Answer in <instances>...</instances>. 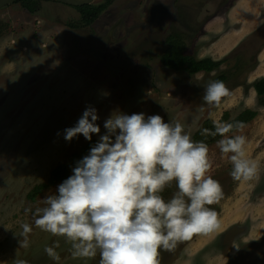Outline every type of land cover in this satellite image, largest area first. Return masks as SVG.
Returning a JSON list of instances; mask_svg holds the SVG:
<instances>
[{
  "label": "rangeland",
  "instance_id": "rangeland-1",
  "mask_svg": "<svg viewBox=\"0 0 264 264\" xmlns=\"http://www.w3.org/2000/svg\"><path fill=\"white\" fill-rule=\"evenodd\" d=\"M259 1L244 2L240 14L253 18ZM234 2L115 0L92 25L78 29L68 25L81 19L79 11L60 1L44 2L36 14L15 3L0 9V20L8 24L0 37V264H14L17 258L26 264H99V253L92 259L73 258L64 237L35 226V209L43 207L44 198L64 180L46 189L36 202L27 198L54 168L68 165L74 153L99 140L96 134L92 141L83 135L71 142L64 139V130L75 126L88 106L97 110L101 134L104 121L120 110L178 121L191 137L204 120L220 121L225 111L232 117L244 109L256 111L257 117L232 136L246 137V154L260 165L258 178L235 181L228 157L217 143L209 146V175L223 189L222 199L210 206L220 228L195 234L174 250L160 249L158 260L159 264H264V98L256 94L249 76L260 63L257 52L262 42L254 44L249 54L237 50L226 56L229 60L209 74L190 75L160 62L165 39L173 31L187 30L189 15L193 24L187 26L194 28L189 32L193 37L187 42L189 53L197 59L213 58L211 44L217 37L197 27L203 28L212 14ZM239 58L248 62L242 76L226 85L228 95L218 107L206 104L202 97L209 81L236 66ZM70 175L72 167L67 178ZM169 187L165 199L177 191L174 182ZM25 223L32 227L26 247L21 227ZM57 242L58 262L45 252L46 246Z\"/></svg>",
  "mask_w": 264,
  "mask_h": 264
},
{
  "label": "clouds",
  "instance_id": "clouds-1",
  "mask_svg": "<svg viewBox=\"0 0 264 264\" xmlns=\"http://www.w3.org/2000/svg\"><path fill=\"white\" fill-rule=\"evenodd\" d=\"M227 95L225 84L212 80L202 99L218 107ZM98 121L97 110L88 106L77 124L64 130L69 142L79 135L92 141L93 134L99 140L75 162L72 175L55 193L44 198V206L35 209L36 227L64 237L73 258L92 259L99 253V264H159L160 249L174 250L195 234L220 228L210 206L222 199L223 189L209 175L207 144L193 141L180 122H165L160 115L114 110L104 121V134ZM213 123L211 135L222 137L217 146L232 164V178L237 182L258 178L260 165L247 156L246 137L228 135L242 129L243 123ZM173 182L177 191L165 199L162 193ZM21 227L26 247L32 227L26 223ZM59 246L57 242L45 247L57 262ZM14 264L26 261L17 258Z\"/></svg>",
  "mask_w": 264,
  "mask_h": 264
},
{
  "label": "trees",
  "instance_id": "trees-1",
  "mask_svg": "<svg viewBox=\"0 0 264 264\" xmlns=\"http://www.w3.org/2000/svg\"><path fill=\"white\" fill-rule=\"evenodd\" d=\"M57 1L59 0H18L15 4H20L23 9H25L30 14H36L42 9V4L44 2ZM103 3L96 5H84L82 7H76L81 15V19L77 23H69V27L71 28H83L92 25L99 16L115 1V0H102ZM186 14H181V19L184 20ZM180 16V15H179ZM189 19L187 23H185L184 27L187 29L185 31H173L170 35L165 39V49L163 54L160 57L161 64L174 71H185L190 75H197L201 72L204 73H212L219 69L222 64L227 62L229 59L224 58L223 60L214 61L211 58L197 59L195 56L189 53L188 41L192 40L189 32L194 28L189 29L187 25H192V17L189 15ZM198 30L199 27H197ZM8 30V24L0 20V37L4 35ZM198 31H195L196 34ZM195 34L194 37L196 36ZM232 55H230L231 57ZM246 60L243 58H239L237 65L231 69H228L216 77V80L222 81L225 86L232 85L235 81L239 80V78L244 73V68L246 64ZM255 89L257 95L262 99L264 98V77L255 81L252 85ZM258 113L252 109H245L240 112L235 117H232L229 111H225L220 119V122H228L232 124H236L238 122H242L244 127L252 122ZM213 119L208 118L204 120L200 128L194 133L192 136L193 141L195 142H204L207 146H211L217 143L218 140L222 139V137L216 135H211L212 132L215 131V126L213 123ZM204 129L209 130V134L203 135L202 132ZM240 129H234L228 135L232 136L233 133L237 132ZM95 141L88 143L84 146L80 151L74 153L70 159L68 165H60L54 168L49 176V179L44 182L35 185L31 191L28 193L27 198L30 202H36L37 198L48 188L58 184L59 182L65 180L69 174V167H74L75 162L82 159L85 155L89 153L90 148L95 144ZM170 187L166 188L162 195L166 197L169 193Z\"/></svg>",
  "mask_w": 264,
  "mask_h": 264
},
{
  "label": "crops",
  "instance_id": "crops-1",
  "mask_svg": "<svg viewBox=\"0 0 264 264\" xmlns=\"http://www.w3.org/2000/svg\"><path fill=\"white\" fill-rule=\"evenodd\" d=\"M244 2H249V0H235L226 9L221 10V12L215 15L212 14V17L206 20L202 31L214 35L217 39L211 44V56L213 58L203 57L200 59L211 58L214 61L221 60L237 50H242L244 53L249 54L251 50H254L252 48L254 44L257 45V43L262 42V45L260 43V51L257 52V55L259 53L260 63L257 69L251 70L252 72L249 74L255 82L264 77V0L256 2L257 8L255 9L256 12H254L253 18L249 13L240 14L242 12L241 6H243ZM225 41L227 44L222 46V43ZM255 50H258V48L256 47Z\"/></svg>",
  "mask_w": 264,
  "mask_h": 264
},
{
  "label": "water",
  "instance_id": "water-1",
  "mask_svg": "<svg viewBox=\"0 0 264 264\" xmlns=\"http://www.w3.org/2000/svg\"><path fill=\"white\" fill-rule=\"evenodd\" d=\"M18 0H0V9L5 8ZM61 3L65 5H69L72 7H82L84 5H92L95 0H59Z\"/></svg>",
  "mask_w": 264,
  "mask_h": 264
}]
</instances>
